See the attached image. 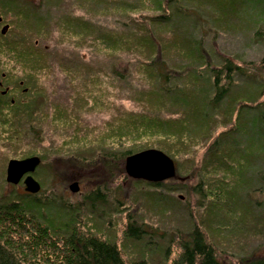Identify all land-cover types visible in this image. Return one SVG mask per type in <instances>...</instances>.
<instances>
[{"label": "trees", "instance_id": "16d2710c", "mask_svg": "<svg viewBox=\"0 0 264 264\" xmlns=\"http://www.w3.org/2000/svg\"><path fill=\"white\" fill-rule=\"evenodd\" d=\"M64 1L68 0H0V23L7 28L6 33H2L3 28L1 30L0 54L13 60L17 70L22 72L15 84L10 83L12 74L1 73L8 65L0 60V137H6L3 144L21 150L13 151L14 156L27 158L39 154L46 159L50 155L48 149L40 153L37 150V144L45 142L46 138L40 130L36 132L35 126L40 124L36 120L49 117L44 111H48L50 96L40 85L38 74L45 70L34 37L35 34L40 36L37 29L50 37V26L53 25L61 32L60 39L68 38L59 41L69 42L68 45L79 49L94 47L110 56L129 51L133 42L136 48L132 51H140L145 59L151 60L152 65L147 71L155 77L158 85L151 87L150 98L144 105L146 109L140 115L128 114L113 120L104 134L80 132L78 127L82 124L77 118L72 117L67 122L57 115L49 123L66 140L63 146L67 149L66 154L77 156L78 163L83 165L85 161L95 163L97 160L112 163L113 153L102 149L109 148V145L119 146L121 161L145 150H160L174 161L178 173L183 169L197 168L211 189L215 184V193L209 192L213 204L226 199L224 194L227 193L222 185L227 177L221 171L226 165L233 168L232 163L237 161L230 163L227 156H244L247 159L245 166L252 169L248 176L255 177V182L259 178L264 186V77L257 68L245 69L231 57H221L210 42L213 32L217 38L222 26H231L230 17L236 16L239 8L243 9L239 14L242 19H245L246 10L249 20L264 19V9H258L264 0H70L74 3H68L93 15L104 12L118 17L121 16L120 10L140 12L142 21L133 22L129 18L130 21L124 22L126 28L122 34L102 32L94 22L70 12L52 16L48 5L57 4L55 9L60 10ZM144 9L162 14L155 15L150 24ZM251 10L257 12L255 15L250 12L252 17L249 16ZM210 13L215 14L212 23L219 28L212 26V30ZM174 18L177 19L176 29L170 33L171 37L168 35L165 40L157 42L158 36L154 35L157 32H153L155 27L161 25L163 19L170 23ZM168 43H172V49H168ZM167 50L175 52V61L166 59ZM164 59L163 65L160 61ZM244 137L256 140L243 147L241 138ZM90 146L97 148L88 149ZM243 148L247 153L239 151ZM240 161L238 164L241 165ZM39 179L43 185L45 180ZM136 182L143 191L161 185ZM197 190L199 192L200 187ZM41 191L35 195L0 191V264H151L148 260L128 262L115 243L91 233L84 234L76 225L81 204L74 207L62 194L46 196L43 187ZM260 192L264 193V189ZM86 198L102 205L108 202L106 194L100 190ZM62 219L66 222L59 230L55 226ZM137 225L128 214V238L138 242L146 234L150 237L156 234ZM190 227L192 230L186 238L178 242L180 255L172 259L168 256L164 264H228L218 259L214 246L208 242L209 230L204 221L195 219V228L191 224ZM240 264H264V258L242 259Z\"/></svg>", "mask_w": 264, "mask_h": 264}, {"label": "rangeland", "instance_id": "374dc122", "mask_svg": "<svg viewBox=\"0 0 264 264\" xmlns=\"http://www.w3.org/2000/svg\"><path fill=\"white\" fill-rule=\"evenodd\" d=\"M32 1L38 2L39 0ZM68 3L74 2L68 0L65 3L64 1L60 10L55 9L57 4L56 6L48 5L51 7L50 14L58 17L70 12L94 22L93 24L102 32L106 30L121 34L126 28L124 22H127L129 18H132L133 22L142 21L140 12L120 10L121 16L118 17L109 16L104 12L100 15H93ZM197 5L200 4L197 3ZM243 8L245 9L246 6L244 5ZM261 8L264 9L262 2L258 9ZM242 11L243 9L239 8L238 14L230 17L231 26H222L217 38L213 32L210 42L221 57H231L238 64L241 63L245 69L257 68L261 70L264 77V19L249 20L247 10L244 15L245 19H242L239 17ZM250 12L253 15L257 13L254 10L249 11L250 17L253 16ZM143 13L148 16L147 21L150 24L155 15L162 14L149 10ZM210 14L212 16L209 25L219 28L212 23L215 14ZM163 15L168 14L165 12ZM168 17L171 16L168 15ZM7 19L11 20L10 17ZM176 20L174 18L172 22L167 23L166 19H163L158 27L153 25L155 27L153 32H157L154 35L158 36V40L155 39L157 42L165 40L168 35L171 37L170 33L176 29ZM3 27V23H0V35ZM37 31L40 36L35 34L34 39L39 44L40 61L45 70L38 76L40 85L45 87L50 96L47 101L48 111H44L49 113V117L36 120L40 122L35 126L36 132L40 130L46 138L45 142L37 144V150L40 153L48 149L50 155L48 154L46 159L41 158L39 154L27 158L14 156L13 151L21 150L17 147L12 149L7 143L3 144L7 141L6 137H0V182H2L0 191L27 193L24 185L27 175L17 185L8 184L6 181L7 168L11 160L23 161L38 157L40 164L32 175L40 183L41 189L43 187L46 190V196L62 194L65 201L72 206L76 207L81 204L82 210H79V219L76 221L77 228H80L84 234L91 233L95 235L94 237L113 241L111 243H115L121 249L122 256L128 262L148 260L151 264H164L168 256H170L169 259L175 258L181 251L178 245L179 240L186 238L188 232L192 230L190 224L194 228L195 219L204 221L209 230L208 240L214 246L221 262L240 264L242 259L264 258V193L260 192L264 186L259 178L255 182L253 181L255 177L248 176L252 169H247L248 165L245 166L247 159L244 156H238L242 157L240 160L243 161L236 158V155L227 156L229 162L237 159L232 163L233 168L226 165L221 171L227 177L222 186L227 193L224 197L228 201L223 199L224 202L218 200L216 204H213V196L209 192L215 193V184L211 189L210 185L200 177L197 168H194L196 170L183 169L180 173L176 169L173 178L161 182L158 188L151 186L149 190L143 191V188L136 184V181L141 182L142 180H134L127 174L126 160L131 155L121 161L120 157L118 158L120 156L118 145L102 148L113 153L112 163L97 160L95 163L85 161L82 165L78 163L77 156L66 154L67 149L63 148L66 140H63L62 134L49 123L57 115L64 117L63 119L67 122L71 121L72 117L77 118L82 124L78 127L80 132L93 135L104 134L113 120L128 114L140 115L146 109L144 105H147L146 100L150 98L148 93L152 90L151 87L158 85L155 77L147 71V67L150 68L152 65L151 60L145 59L139 53L140 51H132L136 48L133 42L130 43L129 51L126 49V52H118L115 55L112 53L110 56L111 54L100 52L94 47L79 49L74 45H68L69 42L59 41L61 32L56 31L53 25L50 26V37L38 29ZM6 32L5 27L2 33ZM171 41L173 40H169ZM172 46V43L167 44L168 49H172ZM143 51L147 53L146 50ZM166 53L168 54L167 60H176L175 52L167 50ZM0 60L6 61L8 65L1 73L11 72L10 83L15 84L22 72L17 70V64L8 57L6 58L5 54L3 56L0 54ZM164 62L165 59L160 61L163 65ZM9 86L12 85L9 84ZM244 87H246L245 84ZM247 88H249L248 85ZM253 115H256V112ZM255 140L256 138H241V146L246 147ZM36 141H33V144ZM96 148L97 146H90L88 149ZM255 148L260 150L258 146ZM97 150L100 151V149ZM239 151L246 152L247 149L243 148ZM238 160L241 165L238 164ZM38 177L45 180L43 185ZM74 183H78L79 192L75 193L70 190ZM175 187L182 189L181 193L178 190V193L173 192L172 188ZM199 187L200 190L196 196L194 194L196 191L193 192L190 188L199 189ZM159 189L162 195H155L153 191ZM52 190L55 193H52ZM98 190L106 194L108 202L104 205L99 202L92 203L86 198ZM219 195L221 196V193ZM133 197L139 199L137 201L139 206L130 208L129 202L124 204V200ZM121 201H123L122 205ZM195 212L198 214L195 215ZM128 214H131L134 221L138 223L137 226L146 227L149 232H156V234L153 237L146 234L142 237L143 240L138 242L134 239L127 240L125 233ZM64 221V219L59 220L55 227L62 229ZM172 238L174 241L171 240ZM167 251L169 255H166Z\"/></svg>", "mask_w": 264, "mask_h": 264}, {"label": "water", "instance_id": "95a60500", "mask_svg": "<svg viewBox=\"0 0 264 264\" xmlns=\"http://www.w3.org/2000/svg\"><path fill=\"white\" fill-rule=\"evenodd\" d=\"M39 164L38 157L23 161L11 160L7 168V183L17 185L27 175L24 180L25 191L29 194H38L41 191V185L32 174ZM126 171L133 179L161 183L175 176L176 167L173 160L165 153L150 149L128 157ZM70 190L79 192L78 183L72 184Z\"/></svg>", "mask_w": 264, "mask_h": 264}, {"label": "bare ground", "instance_id": "6f19581e", "mask_svg": "<svg viewBox=\"0 0 264 264\" xmlns=\"http://www.w3.org/2000/svg\"><path fill=\"white\" fill-rule=\"evenodd\" d=\"M134 180H137V179H134ZM143 181V180H142ZM145 182H147V181H145ZM149 183H153V182H149ZM155 188H158V187H155ZM160 188V187H159ZM167 189H168V187H167ZM172 189H174V190H172L173 192H176V193H178L177 192V190H179V189H176V187L175 188H172ZM194 191H196V192H198V190L197 189H195ZM193 191V192H194ZM155 193H157L158 195H162V193L160 192V189L159 190H155L154 191ZM196 192H194V194H196V196H198L197 195V193ZM180 193H181V191H180ZM205 193V192H204ZM137 201H139V199L138 198H136V197H133V198H130V199H125L124 200V204H127L128 202V205H129V207L131 208V207H138L139 206V203L137 202ZM123 201H121V203H122ZM195 228V227H194ZM193 228V229H194ZM125 235H126V233H125ZM126 239L127 240H133L132 238H128L127 236H126ZM135 240V239H134ZM111 242H113V241H111ZM208 242H209V240H208Z\"/></svg>", "mask_w": 264, "mask_h": 264}]
</instances>
